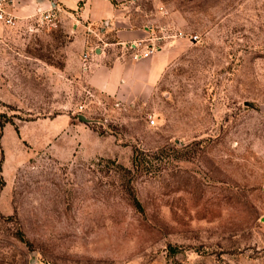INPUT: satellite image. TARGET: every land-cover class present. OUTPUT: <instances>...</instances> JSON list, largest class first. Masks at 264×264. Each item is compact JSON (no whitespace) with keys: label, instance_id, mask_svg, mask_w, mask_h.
<instances>
[{"label":"rangeland","instance_id":"374dc122","mask_svg":"<svg viewBox=\"0 0 264 264\" xmlns=\"http://www.w3.org/2000/svg\"><path fill=\"white\" fill-rule=\"evenodd\" d=\"M129 9L183 35L127 103L63 71L61 19L0 24V264H264V0Z\"/></svg>","mask_w":264,"mask_h":264},{"label":"crops","instance_id":"0c3cea01","mask_svg":"<svg viewBox=\"0 0 264 264\" xmlns=\"http://www.w3.org/2000/svg\"><path fill=\"white\" fill-rule=\"evenodd\" d=\"M11 7L19 16L18 22L34 19L40 11L52 7L65 26H71L65 30L68 39L63 71L81 77L87 85L118 102L146 100L178 53L177 45H167L138 60L112 59L98 53L84 68L82 54L96 41V28L102 21L106 22L107 33L119 39L146 33L150 22L133 17L130 0H12Z\"/></svg>","mask_w":264,"mask_h":264},{"label":"built area","instance_id":"2783aa9c","mask_svg":"<svg viewBox=\"0 0 264 264\" xmlns=\"http://www.w3.org/2000/svg\"><path fill=\"white\" fill-rule=\"evenodd\" d=\"M11 4L12 0H0V24L2 25H14L18 22L19 16L13 12ZM57 23V13L51 7L37 14L33 26L54 27ZM87 31H92V29L87 28ZM96 31L99 32L96 41L90 44V48L82 54L84 68L88 66L89 60L93 59L94 54L111 55L112 59L138 60L150 56L183 35L180 29L171 26L150 25L143 36L124 40L110 36L107 33L105 21L97 26ZM150 120L153 121V118Z\"/></svg>","mask_w":264,"mask_h":264},{"label":"trees","instance_id":"16d2710c","mask_svg":"<svg viewBox=\"0 0 264 264\" xmlns=\"http://www.w3.org/2000/svg\"><path fill=\"white\" fill-rule=\"evenodd\" d=\"M134 155V154H133ZM133 159H134V156H133Z\"/></svg>","mask_w":264,"mask_h":264}]
</instances>
